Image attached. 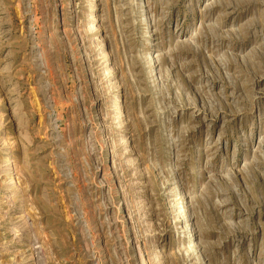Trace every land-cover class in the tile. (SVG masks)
<instances>
[{"label": "rangeland", "instance_id": "1", "mask_svg": "<svg viewBox=\"0 0 264 264\" xmlns=\"http://www.w3.org/2000/svg\"><path fill=\"white\" fill-rule=\"evenodd\" d=\"M0 264H264V0H0Z\"/></svg>", "mask_w": 264, "mask_h": 264}, {"label": "bare ground", "instance_id": "2", "mask_svg": "<svg viewBox=\"0 0 264 264\" xmlns=\"http://www.w3.org/2000/svg\"><path fill=\"white\" fill-rule=\"evenodd\" d=\"M122 106L119 107V109H121ZM18 135L20 136H25L26 134L24 132H19ZM194 233V232H193Z\"/></svg>", "mask_w": 264, "mask_h": 264}]
</instances>
